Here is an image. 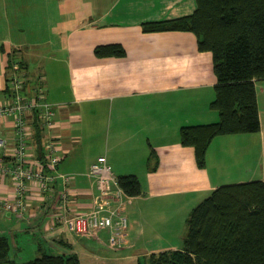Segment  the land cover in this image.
<instances>
[{
  "label": "crops",
  "instance_id": "1",
  "mask_svg": "<svg viewBox=\"0 0 264 264\" xmlns=\"http://www.w3.org/2000/svg\"><path fill=\"white\" fill-rule=\"evenodd\" d=\"M196 8L197 0H0V105L15 100L17 77L24 97L44 99L55 112L47 128L27 113L30 160L50 170L48 143L63 155L51 190L31 188L21 214L0 209V236L19 264L43 253L76 254L80 264L145 263L183 247L188 216L213 189L264 181V78L256 80L258 131L215 136L204 166L182 142L183 126L220 119L213 53L192 30L148 31L144 23ZM113 44L122 52L95 51ZM0 139L15 150L13 116L0 117ZM101 155L116 176L136 174L142 184L140 195L124 197L128 232L116 245L111 229L79 235L56 218L65 187L70 212L92 207L89 171ZM61 175L70 176L67 184ZM16 190L13 177L0 175V198L13 200ZM177 221L181 227L170 224Z\"/></svg>",
  "mask_w": 264,
  "mask_h": 264
},
{
  "label": "trees",
  "instance_id": "2",
  "mask_svg": "<svg viewBox=\"0 0 264 264\" xmlns=\"http://www.w3.org/2000/svg\"><path fill=\"white\" fill-rule=\"evenodd\" d=\"M145 30L187 29L198 35L201 49L213 53L217 75L212 106L220 119L181 128L185 145H193L199 166L206 162L212 139L219 134L260 129L256 80L264 78V0H197L196 10L181 17L147 21ZM97 54H119L118 44L99 45ZM130 196L142 193L136 174L118 177ZM7 235L0 236V264H19ZM24 264H80L76 254L42 255ZM139 264H264V181L216 187L188 219L180 249L152 254Z\"/></svg>",
  "mask_w": 264,
  "mask_h": 264
},
{
  "label": "built area",
  "instance_id": "3",
  "mask_svg": "<svg viewBox=\"0 0 264 264\" xmlns=\"http://www.w3.org/2000/svg\"><path fill=\"white\" fill-rule=\"evenodd\" d=\"M12 85L18 93L15 100L0 105V117L11 115L15 118L17 143L15 150L7 148L5 139H0V146L6 149L0 155V175L13 177L17 184L15 198H0V209L23 213L26 208L27 194L31 188L51 190L53 182L59 175L55 172L63 155L48 143L47 170L45 164L35 165L29 158L30 133L27 126V113H37L40 125L44 128L53 124L55 112L52 106L44 99L34 96L26 98L21 93L23 85L17 77H12ZM11 151V152H7ZM89 175L95 180L97 195L92 207L82 213H72L69 208V190L67 187L58 197L60 211L56 218L63 221L70 231L79 235H89L104 229H111L112 245L120 244L121 239L128 232V218L123 212L124 197L128 195L119 183L108 162L106 155L99 156L90 167ZM65 184L70 180L69 175H61ZM55 222V221H54Z\"/></svg>",
  "mask_w": 264,
  "mask_h": 264
},
{
  "label": "rangeland",
  "instance_id": "4",
  "mask_svg": "<svg viewBox=\"0 0 264 264\" xmlns=\"http://www.w3.org/2000/svg\"><path fill=\"white\" fill-rule=\"evenodd\" d=\"M189 217V216H188ZM189 219V218H188ZM171 225H173L174 227H178V226H180V222H173V223H170ZM188 225V223H186V226ZM181 227V226H180ZM177 229H179V228H177ZM170 235H175L176 234V232H174V231H172L171 233H169ZM11 255H12V253H11ZM13 256V255H12ZM15 258V257H14ZM18 262H19V257H16L15 258Z\"/></svg>",
  "mask_w": 264,
  "mask_h": 264
},
{
  "label": "bare ground",
  "instance_id": "5",
  "mask_svg": "<svg viewBox=\"0 0 264 264\" xmlns=\"http://www.w3.org/2000/svg\"><path fill=\"white\" fill-rule=\"evenodd\" d=\"M29 149V148H28Z\"/></svg>",
  "mask_w": 264,
  "mask_h": 264
}]
</instances>
